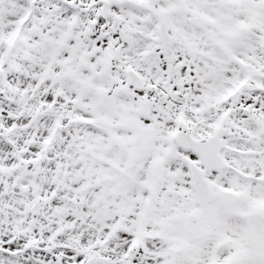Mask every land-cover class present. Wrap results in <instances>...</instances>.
<instances>
[{
  "label": "snow or ice",
  "instance_id": "snow-or-ice-1",
  "mask_svg": "<svg viewBox=\"0 0 264 264\" xmlns=\"http://www.w3.org/2000/svg\"><path fill=\"white\" fill-rule=\"evenodd\" d=\"M0 264H264V0H0Z\"/></svg>",
  "mask_w": 264,
  "mask_h": 264
}]
</instances>
